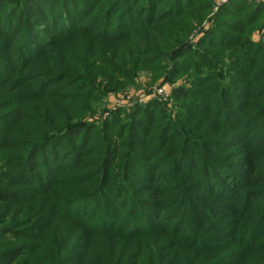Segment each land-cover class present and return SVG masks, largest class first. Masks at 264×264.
<instances>
[{
  "label": "rangeland",
  "instance_id": "rangeland-1",
  "mask_svg": "<svg viewBox=\"0 0 264 264\" xmlns=\"http://www.w3.org/2000/svg\"><path fill=\"white\" fill-rule=\"evenodd\" d=\"M44 2L11 46L0 0V264H264V0Z\"/></svg>",
  "mask_w": 264,
  "mask_h": 264
},
{
  "label": "trees",
  "instance_id": "trees-1",
  "mask_svg": "<svg viewBox=\"0 0 264 264\" xmlns=\"http://www.w3.org/2000/svg\"><path fill=\"white\" fill-rule=\"evenodd\" d=\"M1 14H3V12L0 10V15ZM50 14H52V12L47 10L44 0H23V9L17 14L18 21L14 27V33H10L8 35L11 46L17 42V35L21 31L26 29L25 32H29L32 28H34V18L36 21L39 20V18L46 20L51 17ZM14 21L15 19L13 22Z\"/></svg>",
  "mask_w": 264,
  "mask_h": 264
}]
</instances>
